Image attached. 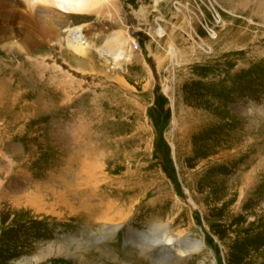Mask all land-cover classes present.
Segmentation results:
<instances>
[{"label":"rangeland","instance_id":"1","mask_svg":"<svg viewBox=\"0 0 264 264\" xmlns=\"http://www.w3.org/2000/svg\"><path fill=\"white\" fill-rule=\"evenodd\" d=\"M21 1L0 6V264H154L126 239L156 224L203 242L188 264H264L262 0L90 3L63 28L47 0L48 37ZM99 167L94 195L80 174ZM41 193L86 216L110 202L126 220L104 239L68 210L37 213ZM79 240L78 256L60 253Z\"/></svg>","mask_w":264,"mask_h":264},{"label":"bare ground","instance_id":"2","mask_svg":"<svg viewBox=\"0 0 264 264\" xmlns=\"http://www.w3.org/2000/svg\"><path fill=\"white\" fill-rule=\"evenodd\" d=\"M35 1L37 2V4L42 3V5H43V3L47 2V0H35ZM111 1L112 0H56L57 6L60 8L59 11H61V15H60L61 21L59 23H57V25L61 26L63 28V25H64L63 19L65 18L64 15L66 16L67 14H70L73 12L79 13L81 10H86L88 8V6L90 5V3L96 4V5L100 4L103 7V6L110 5V3H112ZM237 1H239V0H237ZM239 3H242V1L240 0ZM248 3H249V1H248ZM262 3H260L258 5V7H259L258 12L264 18V0H262ZM23 4L24 3L21 0H7V1L6 0H0L1 8H10V9L14 10L15 12L17 11V9H21L23 7L25 8V6ZM244 4H246V2H244ZM235 5L237 6V3ZM46 7L44 8L43 6H39V4L36 5V3H35L34 6L32 7V9H34L36 11H34V10L32 11L34 13L33 15L30 14V10H31L30 8H27L25 11H26V17L27 18H33V21L29 24L30 25L32 23L35 24V27L40 31V33H42L45 37H48L49 27L47 25L48 20L46 21V19L50 17V11L51 10L49 8H46ZM92 7H94V6L92 5ZM20 12H21V10H20ZM18 13H19V11H17V14ZM143 21L145 24L148 23L147 19L143 18ZM50 26H51V24H50ZM68 31H71V29H68ZM164 31L165 30L163 28H160L158 34L160 36H164ZM19 34L21 35V36L19 35V37H22V41H24L25 44L29 43V41L27 40L28 37L26 38V36H25L26 32L19 31ZM16 37H18V36L17 35H15V37L12 36L13 39H15ZM190 37H192V36L190 35ZM8 43L6 44V46H8L9 49H12L13 46L18 44L14 40H10ZM68 45L73 50H75L76 52H78L80 54H85L87 52V47L85 48V46H87L86 44L83 45L82 43L80 44V42H78L77 44L68 43ZM18 48L21 49L20 47H18ZM89 50H90V48H89ZM93 162H91V163H93ZM93 165H95V164H93ZM84 167H85V165H84ZM88 167H89V165H88ZM80 176H81L80 178H82L84 181L83 185H86V188L88 187L90 189H93L92 191H93L94 195H96V192H98L97 189L100 187L98 185L100 183V181L103 178L107 177L105 175L104 169L100 168V167L96 168V169H87L86 171H83L82 175L80 174ZM246 182H248V181H246ZM80 183H81V181H80ZM90 189L88 191H90ZM6 192H7V190H4L3 194L4 193L6 194ZM51 193H52V191H51ZM91 196H93V195H91ZM37 197H38L37 199L32 200V202L30 200V202H29L30 203L29 206H31L33 208V210H35L37 213L42 214V212L43 213L47 212V214L50 213L53 216H57L59 218H62V216H64V215L60 214L58 212V210H61V212L63 210L64 211L68 210V211H70L71 215H74L76 218H78L80 220L88 221L91 226H97V225L103 226L101 229L102 235L101 234L100 235L104 239L105 238L113 239L115 237L116 233L118 231H120V229L123 225V223H118L117 220L122 221L125 219V218L123 219L124 211H122V210L119 211L120 213L117 212L116 214H114L115 212L112 211L114 208V205L110 202L105 204L107 206L106 209L103 210L101 208L102 212L101 211L100 212L102 213V216L98 217V214L95 213L94 208L90 209L89 214L86 216V213H85V215L77 214L78 211L75 210V205L74 204L71 205V202H69V201L68 202L65 200L57 201L55 203H51L52 205L50 204L51 205V207H50L46 203V199H45L46 196L44 197V200H43V194L42 193L39 194V196H37ZM57 198H58V196H57ZM28 199H29V197H28ZM132 201H134V199ZM16 202L17 201H15L14 203H16ZM83 207H85V206H83ZM47 210H49V212ZM75 211H77V212H75ZM103 211H105V212H103ZM79 213H81V212H79ZM135 239L140 240L139 244H140V248H141L140 249L141 255L147 257L154 264H174V263L175 264H188L190 256H192L191 254H194V253H197V254L201 253L202 254L204 251L203 250L204 244L201 240L192 239L189 236L185 237V238L184 237L177 238V237L170 236L168 224H156L151 228L149 233L141 232V231L135 230L132 227H129V232H128L126 241H129V240L133 241ZM81 242L82 241H80V240L79 241H71L68 245H66V247H60V249H59L60 253L66 254L68 257L69 256H73V257L78 256L77 253L80 251L81 246L84 245ZM72 246L75 247V252L71 251ZM174 249L177 250V253L173 252ZM162 252L169 253L172 256V259L169 261L163 259ZM52 254H53V250H52V248H49L48 253L43 255L44 257L37 258L36 262L44 261L46 258L50 257ZM67 256H65V257H67ZM136 256L133 259L135 264L136 263L137 264H146L141 258H137ZM147 258H145V259H147ZM21 263H23V262H21ZM21 263H19V264H21Z\"/></svg>","mask_w":264,"mask_h":264}]
</instances>
